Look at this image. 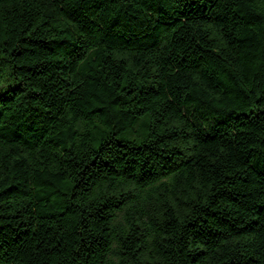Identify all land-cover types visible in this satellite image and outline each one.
<instances>
[{"label":"trees","instance_id":"trees-1","mask_svg":"<svg viewBox=\"0 0 264 264\" xmlns=\"http://www.w3.org/2000/svg\"><path fill=\"white\" fill-rule=\"evenodd\" d=\"M0 264H264V0H0Z\"/></svg>","mask_w":264,"mask_h":264}]
</instances>
